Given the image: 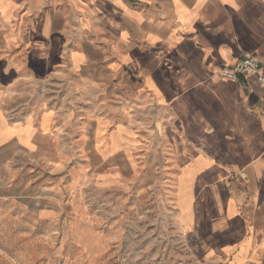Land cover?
<instances>
[{"label":"crops","instance_id":"crops-1","mask_svg":"<svg viewBox=\"0 0 264 264\" xmlns=\"http://www.w3.org/2000/svg\"><path fill=\"white\" fill-rule=\"evenodd\" d=\"M246 53L264 0H0L1 181L157 141L198 257L264 264V82L218 73Z\"/></svg>","mask_w":264,"mask_h":264},{"label":"rangeland","instance_id":"rangeland-1","mask_svg":"<svg viewBox=\"0 0 264 264\" xmlns=\"http://www.w3.org/2000/svg\"><path fill=\"white\" fill-rule=\"evenodd\" d=\"M141 142L150 148L128 156L70 151L15 189L0 179V264H227L220 251L206 262L192 249L204 247L183 221L173 158Z\"/></svg>","mask_w":264,"mask_h":264},{"label":"built area","instance_id":"built-area-1","mask_svg":"<svg viewBox=\"0 0 264 264\" xmlns=\"http://www.w3.org/2000/svg\"><path fill=\"white\" fill-rule=\"evenodd\" d=\"M263 62L261 58L252 53H246L233 65H224L219 70V75L227 79H239L242 76H257L264 82V75L261 73Z\"/></svg>","mask_w":264,"mask_h":264},{"label":"bare ground","instance_id":"bare-ground-1","mask_svg":"<svg viewBox=\"0 0 264 264\" xmlns=\"http://www.w3.org/2000/svg\"><path fill=\"white\" fill-rule=\"evenodd\" d=\"M201 186V185H200Z\"/></svg>","mask_w":264,"mask_h":264}]
</instances>
